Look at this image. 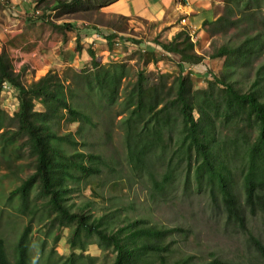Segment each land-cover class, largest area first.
<instances>
[{
	"label": "trees",
	"instance_id": "16d2710c",
	"mask_svg": "<svg viewBox=\"0 0 264 264\" xmlns=\"http://www.w3.org/2000/svg\"><path fill=\"white\" fill-rule=\"evenodd\" d=\"M116 1L36 0L33 14L47 21L44 12L49 8L76 11ZM221 1L222 14L214 21L203 20L202 25H210L222 36L234 32L219 45L210 42L207 58L223 59V68L214 73L204 66L207 74L201 80L191 73L201 70L197 68L205 56L195 51L183 24L168 39L151 38L166 58L174 59L176 68L173 73H156L151 80L145 68L158 55L153 46H141L138 40H133L138 48L132 79H126L121 62L99 63L89 45L85 51L90 66L67 67L61 75L48 69L24 84L20 70H15L0 47V95L12 87L17 100L11 115L0 108V167L9 170L21 158L29 167L20 182L1 196L3 204L14 203L12 209L29 219L16 239L12 261L0 236V264H29L31 223L43 219L46 233L53 227L68 230L69 254L56 259L48 254L41 264H94L95 258L84 255L91 244L104 257L111 255L109 264H239L214 253L203 261H196L194 254L176 255L178 250L165 240L178 226L159 227L143 216L129 218L123 210L130 205L120 208L116 198H106L111 204L100 214L90 210L91 202L75 207L73 202L67 203L71 182L96 177L95 185L107 183L111 189L122 183L121 177L108 180L111 174L101 180L103 169L108 173L118 169L88 141L98 124L93 113L116 105L114 117H121L122 164L128 176L145 187L150 198L163 196L175 186L181 194L190 190L202 193L211 208L220 211L225 226L236 224L247 232L264 262V244L246 231L244 215L245 210L251 215L264 214V0ZM49 24L59 32H75L74 49L81 51V27L62 20ZM113 28L119 31L115 25ZM115 37L114 32L104 36L109 49H113ZM257 60L259 64L253 67ZM243 66L252 70V80L244 89L234 79ZM104 137L111 139L109 129L102 131L96 147ZM236 178H240L238 190Z\"/></svg>",
	"mask_w": 264,
	"mask_h": 264
},
{
	"label": "rangeland",
	"instance_id": "374dc122",
	"mask_svg": "<svg viewBox=\"0 0 264 264\" xmlns=\"http://www.w3.org/2000/svg\"><path fill=\"white\" fill-rule=\"evenodd\" d=\"M35 2L36 0H0V47L3 46L15 70L18 72L20 70V78L24 84L40 77L48 69L56 70L61 75L67 67L76 69L90 66L89 56L85 51L89 45L95 49L99 63H107L111 60L121 62L128 75L126 79H132L131 77L134 76L137 69L135 50L138 48L133 40L140 41L141 46L145 44L153 46L158 55L157 61L147 64L145 68V75L149 80L156 73L176 72L174 59L166 58V55L161 53L159 46L154 44L151 38L158 36L159 40L168 39L180 28L181 24L186 23V21H181L189 14L186 13L184 8L186 4L183 0L165 2L144 0L145 6L136 8V11L127 8L125 4H119V0L108 6H102L100 3V6L97 4L88 5L76 11L49 8L44 12L47 21L38 19L33 14L35 13L33 11ZM190 4L194 10L190 14L205 12L210 21H214L217 16L222 14L223 3L221 0H191ZM38 11L41 14L42 10ZM147 11L157 17L147 19L145 17ZM123 15L126 17H121ZM61 20L74 22L81 27L79 29L80 52H76L74 49L75 32H59L49 24L50 21ZM112 25H115L119 31L113 30ZM194 30V49L197 53L205 56V61L197 68L201 70L191 73V77L201 80L207 74L205 70H202L204 66L214 73L220 72L223 68V59L211 60L207 58L211 49L210 42L219 45L227 41L234 31L231 30L227 35L222 36L215 32V29H211L210 25H202V23ZM109 32L116 34L113 49L108 48L104 39V36ZM259 61H254L252 66L256 67ZM248 68V66H243L237 69L234 74L236 85L243 89L248 87L252 80V70ZM199 85L197 83V86ZM15 96L16 93L12 87L0 95V108L4 109L8 115H11L16 107ZM36 108L40 109L41 106L37 105ZM117 109L118 105L109 108L103 107L99 108L98 115L93 113V119L98 124L90 131L88 141L94 151H99L107 158H111L113 163L110 166L116 165L114 167L118 169L117 173L114 171L108 173L107 169H103L101 180H105L108 174H111L108 176V180H116L121 177L122 183H117L116 188L114 186L111 189L107 183L95 185L96 177L71 182L69 187L72 190L67 203L73 202L75 207L91 202L90 210L94 214H100L106 212L111 204L106 198L113 197L116 198L117 206L120 208L130 205L123 210L129 218L143 216L151 224L159 227L178 226L180 229L169 234L165 240L171 242L172 246L178 250L176 255L194 254L196 261H203L211 256L210 253H214L221 259L239 264H264L248 240L247 232L240 230L236 224L225 226L220 211L212 209L202 193L190 190L186 194H181L180 189L175 186L163 196L150 198L146 188L136 183V179L128 176V172L122 164L125 148L119 126L121 117L119 115L114 117ZM69 128L73 131L75 124ZM105 129H109L111 139L107 140L104 137L96 147V143L100 140L102 131ZM21 159V161L13 163L9 170L2 165L0 167V236L4 239L6 253L11 261L14 257L16 239L26 225L29 215L24 216L16 213L12 209L14 203L3 204L1 196L9 192L20 182L21 177L28 173L29 167L25 164L28 161L25 158ZM238 180L240 178H236L237 190L240 189ZM240 193L239 191L237 194ZM241 198L242 193L239 196L240 201H242ZM244 215L246 231L249 230L264 244V214L251 215L245 210ZM43 220H33L31 223L29 264L45 262L48 254L52 259L58 258L59 255L65 257L69 254L68 246L65 243L68 230L53 227L51 232L46 233L42 229ZM84 255L95 258L94 264H109L112 258L110 254V256L104 257L94 244L85 247Z\"/></svg>",
	"mask_w": 264,
	"mask_h": 264
},
{
	"label": "crops",
	"instance_id": "0c3cea01",
	"mask_svg": "<svg viewBox=\"0 0 264 264\" xmlns=\"http://www.w3.org/2000/svg\"><path fill=\"white\" fill-rule=\"evenodd\" d=\"M143 1L142 0H119V4H121V5L125 4V6H127V8L134 9L136 11V8H140V7L142 8V7L145 6L144 3H143ZM161 1L165 2V1H169V0H161ZM183 1L186 4V5H184V8L186 9V13H189V14H187L188 16L185 18V21H186L187 26L196 29V27H199L200 26V24L202 23L203 20H205V19L208 20L209 19L207 17V15H205V12L204 13H200V14L199 13H194V14L192 13V14H190L191 11H194L192 9L193 6H191V4H190V1L191 0H183ZM124 15H126V14L124 13ZM203 15H205V16H203ZM145 17L147 19L153 18V17L156 18L157 15H154L153 16V15L149 14V12L147 11Z\"/></svg>",
	"mask_w": 264,
	"mask_h": 264
},
{
	"label": "built area",
	"instance_id": "2783aa9c",
	"mask_svg": "<svg viewBox=\"0 0 264 264\" xmlns=\"http://www.w3.org/2000/svg\"><path fill=\"white\" fill-rule=\"evenodd\" d=\"M181 21H185V19L183 18V19H181ZM183 25H187L186 23H184ZM187 28H188V31H189V34H190V39L192 40V42H194V35H195V30L194 29H192L191 30V28L189 27V26H187ZM4 86H5V84H4Z\"/></svg>",
	"mask_w": 264,
	"mask_h": 264
}]
</instances>
